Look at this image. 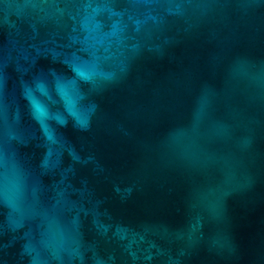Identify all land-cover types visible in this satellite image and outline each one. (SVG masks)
I'll return each mask as SVG.
<instances>
[{"label": "water", "instance_id": "95a60500", "mask_svg": "<svg viewBox=\"0 0 264 264\" xmlns=\"http://www.w3.org/2000/svg\"><path fill=\"white\" fill-rule=\"evenodd\" d=\"M0 264H264V0H0Z\"/></svg>", "mask_w": 264, "mask_h": 264}]
</instances>
